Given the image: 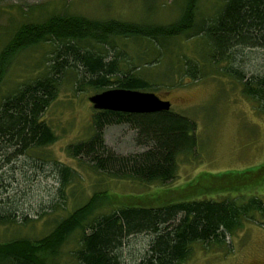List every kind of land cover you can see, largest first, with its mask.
Wrapping results in <instances>:
<instances>
[{
    "label": "trees",
    "instance_id": "1",
    "mask_svg": "<svg viewBox=\"0 0 264 264\" xmlns=\"http://www.w3.org/2000/svg\"><path fill=\"white\" fill-rule=\"evenodd\" d=\"M195 2L189 0L177 24L169 27L115 21L91 25L68 16L49 17L41 24L18 27L3 56L49 43L52 57L46 74L22 84L0 100V163L7 165L28 151L54 142L53 131L43 115L56 99L60 81L68 71L79 73L76 80L79 90L82 85L95 93L111 87L151 90L150 80L139 73L140 67L128 64L124 49L112 58L108 56L107 49L115 48L114 39L146 38L158 53H165L169 39L181 32L187 38H201L198 60L179 57L181 79L176 86L183 85L185 77L194 81L201 79L202 73L205 76L203 70L213 67L218 76L238 81L242 93L258 102V108L264 112V76L242 80V73L233 66L239 49H264V0H225L211 18L200 23L192 17ZM176 60L172 64L176 65ZM113 125L133 129L135 143L141 151L118 155L109 149L104 143L103 131ZM196 131L192 120L171 110L150 114L94 110L92 134L85 141L68 145L66 153L71 158L86 160L93 173L109 180L163 187L175 179L179 156L194 155ZM54 165L61 186L59 191H62L76 172L58 162ZM96 187L83 204L64 217L53 218V228L43 237L11 238L0 243V264H59L61 250L70 242L73 245L68 256L75 264H124L122 250L126 241L140 235H147L150 240L136 264H184L197 245L205 250L227 247V236L246 223L257 221L258 215L264 216V195L222 200L179 199L158 207L128 205L101 212L95 209L102 203L107 189L96 190ZM11 206H0V226L26 225L32 221L27 217L15 218Z\"/></svg>",
    "mask_w": 264,
    "mask_h": 264
},
{
    "label": "rangeland",
    "instance_id": "2",
    "mask_svg": "<svg viewBox=\"0 0 264 264\" xmlns=\"http://www.w3.org/2000/svg\"><path fill=\"white\" fill-rule=\"evenodd\" d=\"M188 1L0 0V100L22 84L46 74L51 64L49 43L3 56L9 50L11 35L23 24L37 25L49 17L68 16L91 25L115 21L169 27L177 24ZM224 1L196 0L193 21H207ZM119 26L129 28L130 25ZM183 34L169 39L165 53H158L146 38L114 39L115 48L107 49L110 58L124 49L128 64L140 67L139 73L150 80L147 79L152 87L146 92L170 102L172 112L196 124V151L194 155L179 156L175 179L163 187L109 180L93 173L86 160L67 155L68 145L85 141L92 134L94 109L88 97L96 94L86 85L79 90L76 83L79 73L68 71L60 81L56 99L43 115L53 131L54 142L28 151L7 165L0 163V206L12 205L15 218L32 219L26 225L0 226V243L11 238L43 237L53 228L56 217H64L83 204L92 195L95 185L96 190L107 189L102 203L95 209L101 212L128 205L158 207L179 199L222 200L264 195V112L258 108V102L242 93L238 81L218 76L219 72L213 67L205 68L201 79L194 81L185 77L183 85L176 86L181 79L179 57L198 60L199 46L203 44V39L187 38ZM235 55L233 66L242 73V80L264 76V49L241 48ZM175 58L176 65L172 64ZM134 138V130L125 125L107 126L103 131L105 145L118 155L141 151ZM54 162L76 172L62 191H59L61 186ZM256 218L257 221H250L227 236V247L205 250L197 245L184 264H264V216ZM149 240L147 235L130 237L122 250L123 263L136 264ZM72 245L70 242L62 248L59 264H75L68 256Z\"/></svg>",
    "mask_w": 264,
    "mask_h": 264
},
{
    "label": "water",
    "instance_id": "3",
    "mask_svg": "<svg viewBox=\"0 0 264 264\" xmlns=\"http://www.w3.org/2000/svg\"><path fill=\"white\" fill-rule=\"evenodd\" d=\"M92 108L131 114H150L170 110V102L161 100L154 93L119 88L108 89L88 97Z\"/></svg>",
    "mask_w": 264,
    "mask_h": 264
}]
</instances>
